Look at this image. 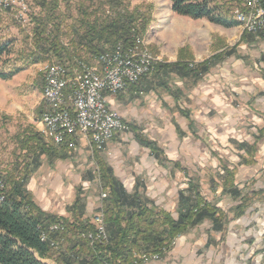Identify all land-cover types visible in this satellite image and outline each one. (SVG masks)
Instances as JSON below:
<instances>
[{
	"label": "rangeland",
	"instance_id": "obj_1",
	"mask_svg": "<svg viewBox=\"0 0 264 264\" xmlns=\"http://www.w3.org/2000/svg\"><path fill=\"white\" fill-rule=\"evenodd\" d=\"M110 1L111 0H51V2H57L58 6L56 12L53 13L57 19L56 25L52 28L50 27V30L56 33L58 42L70 53L71 57L66 56L59 61L54 58L45 60L42 57V60L35 63H32L31 56L34 50L32 38L35 23L33 19L40 13H43L42 9L36 5V0H25L28 13L25 17L26 22H24L20 19V15L18 17V8L5 10L2 9L0 5V41L10 42L11 45L10 53L2 58L0 68L8 73L19 70L15 72L13 77L9 80H0V109H8L7 111L12 112L10 115H5V112H0V173L6 170L15 159L14 150H17L18 146L15 134L17 135L22 133V131H26L27 128L25 127L29 125H35V118H39L41 124L42 115L47 111L45 110L41 114L42 105L45 106L44 101L47 103V98L45 97V91L36 89L35 81H39L41 89H43L45 71H49L50 65L53 63L65 65L70 69L71 73L76 72L81 64L85 66L90 65L89 67L97 65V59L95 61V59L91 58L90 54H86L82 50H77L80 48L76 46V43H73L75 38L71 31V25L79 18L82 6H85L90 13L96 14L94 15L96 17L112 14ZM212 5L213 7L219 8L223 14L230 12V16L232 17L233 15V19L237 22V26L226 29L211 23L207 19L192 20L187 17L179 16L172 11L171 0H130L128 5L126 3L129 10L136 7L146 8L150 6V23L147 26L145 34L142 36L140 47L151 55V60L154 61V65L162 63L171 65L167 63V61L170 60L171 56L178 54L179 60H183L182 63L188 64L190 69H194L191 67L192 65H202L206 63L210 64L209 67L213 69L215 65L225 60V57L228 56L231 50H237V52L241 54V51H243L241 47H247L242 42L246 35L257 37L258 40L262 41L260 36L264 34V31H248L244 26V22L239 20V14H236V11L247 12L245 0H213ZM118 46H116V48ZM155 78L156 73L152 72L146 80H155ZM146 80H143L138 86L139 89L145 92L139 99L141 97H146L145 88L147 87L146 85H142ZM127 93L130 92L125 90L118 95H120V97H128ZM149 98L155 101V97L151 94H149ZM156 102L159 103L158 101ZM147 103L148 105L142 106L143 114H147V112L156 115L160 114L159 111L161 110H156L158 108L152 110L146 108L150 106L151 102L147 101ZM257 106L258 105L254 102V107L257 108ZM174 111L177 113V109ZM239 113H241L240 110ZM236 118L240 119L239 115ZM236 118H234V120ZM124 119L123 117V120ZM125 122L128 123L126 119ZM248 124H251V122ZM128 125L130 124L128 123ZM255 132L257 131H254V133ZM193 135H195L194 138L197 136L196 133ZM126 136L128 137L126 141L127 145L132 142L134 143V141H138V135L135 137V133L132 129H129L127 133L118 134L115 138L124 139ZM258 136H261V139L264 138V129L258 130V132L252 136L253 141L243 144L255 145L256 147L261 140H256ZM46 137L48 138V136ZM197 137L203 144V148L201 146L202 153L199 156L198 162L195 161L194 163V168L197 170H195L192 165H188L184 167V169L179 167L178 173L175 174L172 171V175H168L164 172V167L162 165V167H157L155 165L151 166V159H149L148 162L142 160L143 162L141 161V163H143L144 168H146L145 166L148 168H146L147 170L143 169V172L144 170L145 172L140 176L142 181H139V183L141 185L146 184L147 186H151V188L149 187L147 190L141 191L140 194L150 202L152 205L151 208L154 211L168 212L177 219L180 211L184 210L181 208L182 205L179 200L180 195L183 192L185 195L188 194L186 192L189 191L190 182L192 181L200 188L199 190L204 202L216 206V208L220 210L222 217L224 216V236L222 235L223 231L220 232L214 228V221L206 220L174 240L170 245L169 252L165 253L164 251L165 255L142 251L135 252L130 264H160V262L174 250L178 241L182 237H188L189 235L193 243L192 246L201 257L202 262L200 264H264V195L261 194L258 197H254L246 213L237 218L234 209L240 205L241 200H235L230 194H223V185L221 184L223 182L222 178L226 174L225 169H227L235 170L234 183L236 185L237 167L215 156V152H220L219 150L223 147H216L214 143L216 140H214L209 133L202 130ZM114 139L112 141H114ZM70 140L71 141L68 143L69 150H60L59 152L62 151L60 156L53 159L52 162L48 161L46 157H43L40 168L43 165L46 168L49 165L54 166L56 162L66 158L69 164L78 168V172L83 173L82 177L85 182H83L84 184H79L73 191L71 195L72 201L70 206H68L67 212L70 217L69 211L76 198L79 196L85 204V217H83V220L93 226V217L101 214L104 220V205L105 200L108 198V191L102 182L97 156L102 160L106 158L104 162L107 165H113L114 163L110 162V157L106 153L97 150L92 151L88 145L90 150L89 153H87L86 149L83 150L82 147L79 148L77 141H83L86 144L84 140L77 138H70ZM68 141V138H66L60 146ZM71 143H74L75 146L71 147ZM234 146L235 148L225 149L229 151L227 154L232 159H240L241 162H244L246 159H253L244 151H241L236 145ZM149 151L150 154L156 158L154 153L151 150ZM145 158L146 156L143 159ZM255 161L256 160L253 159L252 165L257 164V161ZM158 168H161V170ZM48 169L49 168L46 170L48 171ZM256 169H258L256 174L248 181L244 182L245 187L240 188L236 185L238 190L243 193L264 191V163L260 161ZM158 179L159 181H157ZM156 184H159L158 188L161 192L159 196L154 195V189H156L154 185ZM129 188V190H131L132 187L129 186ZM218 188L222 190L221 196H226L224 200H221L219 203L217 202L220 201L219 198H216L221 197L216 196L218 195L216 194ZM172 190L178 192V194L174 196L167 195V193L170 194ZM103 194L107 196L105 199L102 197ZM164 194L167 195V197H165ZM161 198L166 199L167 202H163L164 204H162ZM1 200L3 199L0 198V201ZM208 226H210L209 229ZM82 234L83 233L80 234V237L71 238V242H77L79 238L80 240H85L81 237ZM107 236V244H97L94 246L89 244V247L92 249H96L97 246L102 248L106 247L110 243L108 232ZM192 237L196 239L194 242ZM56 241L58 242V240ZM59 241L62 243L59 247H53L50 241L47 242L55 249L54 255L45 261L47 264L66 263L65 260L61 258L60 254L68 251L71 242H65L63 239ZM60 242L58 243L60 244ZM195 243L198 244L195 245ZM79 247L86 251L83 244ZM58 248H60V250ZM84 251L81 253L85 254ZM100 252L101 250L96 254L99 256ZM143 256H146V259L143 258V260H141L140 258ZM153 257L158 258L153 259ZM103 262L111 264L106 260H103L102 263Z\"/></svg>",
	"mask_w": 264,
	"mask_h": 264
},
{
	"label": "trees",
	"instance_id": "obj_2",
	"mask_svg": "<svg viewBox=\"0 0 264 264\" xmlns=\"http://www.w3.org/2000/svg\"><path fill=\"white\" fill-rule=\"evenodd\" d=\"M129 1L111 0L109 3L112 14L103 17L94 16L96 14L90 13L82 6L79 18L71 25L75 38L73 43L80 48L76 49L90 54L96 61L101 55L113 52L118 45L129 48L136 45L137 40L141 41L150 23V6L129 10L126 6ZM212 4L213 0H171L172 11L179 16L192 20L207 19L226 29L237 26L230 12L223 14ZM36 5L43 13L33 19L35 28L32 38L34 47L31 53L32 63L42 60V57L45 60L54 58L57 61L66 56L71 57L58 42L56 33L50 30V27L56 25L57 19L53 13L56 12L57 2L36 0ZM260 37L264 39V34ZM10 47V42L0 41V63L2 58L10 53ZM233 52L234 50H231L228 55ZM182 61L171 65L163 63L154 65L152 72L156 73L155 79H158L159 85L162 75L198 82L211 69L207 63L192 65L194 69H190V66ZM67 70L70 72V69ZM15 72L8 73L0 68V80H9ZM151 73L142 78L137 85L128 88L127 92L137 91L139 84L148 79ZM45 110L46 106L42 105L41 114ZM129 127L131 129L130 125ZM15 136L18 144L17 150H14L15 159L0 173V181L4 185V189H0V196L4 197L0 201V264H47L45 261L54 255L55 249L46 242V234L58 242L61 239L71 242V238L80 237L81 233L93 232L94 226L83 220L85 204L79 196L69 211L70 217H59L42 210L28 189L30 178L40 167L43 157L52 162L60 156L62 152H59L60 150H69L68 143L71 140L68 138L69 141L64 145L56 146L50 138L32 129H26ZM259 139L261 136L256 137V140ZM138 142L164 158L163 152L158 149L155 142L141 136L138 137ZM237 147L253 158L255 145L239 144ZM97 158L102 182L108 191L104 205V220L110 243L104 248L97 246L96 249H92L88 241L81 239L82 242L77 238L79 241L71 242L68 251L60 254L65 264H101L103 260L111 264H130L133 254L140 251L165 255L164 251L169 252L174 240L206 220L214 221V228L223 231L222 235L225 233L224 216L222 217L216 206L204 202L196 183L191 181L189 191L186 192L188 194L185 195L183 192L180 195L181 208L184 210L180 211L178 218L175 219L168 212L154 211L150 202L138 191L129 192L116 178L113 169L99 156ZM244 163L252 165L253 159H246ZM225 171L221 183L223 193L230 194L235 200H241L240 205L234 209L235 216L239 218L246 213L253 198L264 195V191L241 192L234 183L235 170ZM54 224H58L60 229L53 234L49 232V228ZM82 244L86 251L79 247ZM61 245L60 242L58 247ZM81 250L85 254H82ZM99 250L101 252L98 256L96 253Z\"/></svg>",
	"mask_w": 264,
	"mask_h": 264
},
{
	"label": "crops",
	"instance_id": "obj_3",
	"mask_svg": "<svg viewBox=\"0 0 264 264\" xmlns=\"http://www.w3.org/2000/svg\"><path fill=\"white\" fill-rule=\"evenodd\" d=\"M261 40L246 35L242 42L247 47H241L243 50L241 54L235 50L226 56L225 60L210 69L208 75L201 81L196 82L162 75L160 77L161 86L158 79H155L156 81L145 79L146 81L142 85L147 87L145 88L146 97L139 99L145 93L139 87L137 91L127 93L128 97H120V95L107 97L110 108L126 119L134 131L135 137L138 135V137L141 136L155 142L158 149L164 154L163 158L162 155L157 156L154 153L156 157L154 158L150 151L138 141L127 145V136L124 139L115 138L114 141L107 144L105 152L107 151L106 154L110 157V162L114 163L109 165L116 178L124 184L129 192L138 191L140 193L151 188V186L139 183L142 181L140 176L148 168L147 166L144 168L142 160L148 162L151 159V166H163L164 172L168 175H172V171L175 174L178 173L179 167L184 169V167L192 165L194 168L195 161L198 162L202 153L203 144L197 137L202 130H205L216 140L214 141L216 147H223L219 150L220 152H215V156L237 167L236 185L240 188L245 187L244 182L256 174L258 170L256 168L260 161L264 163V138L255 147L253 159L257 161L256 165H245L240 159H232L227 154L229 151L225 149H232L235 148L234 145L253 141L252 136L258 130L264 129V39ZM179 61L178 54H175L167 63L175 64ZM35 87L43 91L39 81H35ZM149 94L155 97V101L150 100ZM147 101H150L151 104L146 108L149 110L158 108L156 110H161L159 115L150 112L143 114L142 106L148 105ZM254 102L259 107H254ZM175 109H177V113L174 111ZM7 110L0 109V112L10 115L12 112ZM238 115L240 119L236 118ZM34 121L35 125L32 124L33 126L29 125L25 128L42 133L43 127L39 118H35ZM249 122L251 124H248ZM253 130L257 132L254 133ZM194 133L197 135L195 138ZM77 144L79 148L86 149L87 153L90 152L89 147L83 141H77ZM145 156L146 158L143 159ZM103 159L106 160V158ZM49 166L47 167L48 171L43 165L33 173L28 189L33 193L35 202L46 213L69 217L67 209L72 201L71 195L79 184H84L83 173L78 172V168L69 164L66 158L59 160L54 166ZM143 169H145L144 172ZM158 169L161 170V168ZM129 186L132 187L131 190H129ZM154 186L156 188L154 195L159 196L161 193L158 188L159 184ZM221 193L222 190L218 188L216 196H221ZM175 194L177 195L178 192L173 190L170 194L167 193L171 196ZM225 197H216L220 200L217 202L223 201ZM161 199L162 204L167 202L166 199ZM209 228L210 226H208ZM190 238V235L182 237L174 250L160 264H200L201 257L196 253ZM192 238L194 242L196 239Z\"/></svg>",
	"mask_w": 264,
	"mask_h": 264
},
{
	"label": "built area",
	"instance_id": "obj_4",
	"mask_svg": "<svg viewBox=\"0 0 264 264\" xmlns=\"http://www.w3.org/2000/svg\"><path fill=\"white\" fill-rule=\"evenodd\" d=\"M2 9L18 8L20 19L26 22L28 7L25 0H0ZM247 12L236 11L250 32L264 31V0H245ZM141 41L124 48L118 46L110 54L101 55L93 67L81 64L79 69L70 73L61 64L53 63L45 71L43 91H47L46 112L42 115V133L56 146L66 138L81 139L90 149L105 152V147L118 134L130 129L122 116L110 108L108 96H117L149 75L154 69L151 55L141 49ZM75 144L71 143V147ZM0 189L4 185L0 182ZM105 199L107 196L103 194ZM1 199L4 197L0 196ZM93 232L81 235L90 245L107 244L106 226L101 214L93 217ZM59 225L49 228L50 233L59 231ZM53 247L58 242L46 234V242ZM146 259V256L140 259ZM158 257H153V259ZM108 264V263H101ZM138 264V263H135Z\"/></svg>",
	"mask_w": 264,
	"mask_h": 264
},
{
	"label": "bare ground",
	"instance_id": "obj_5",
	"mask_svg": "<svg viewBox=\"0 0 264 264\" xmlns=\"http://www.w3.org/2000/svg\"><path fill=\"white\" fill-rule=\"evenodd\" d=\"M238 18H239V20L243 21L240 15ZM45 97L47 98V91H45Z\"/></svg>",
	"mask_w": 264,
	"mask_h": 264
}]
</instances>
